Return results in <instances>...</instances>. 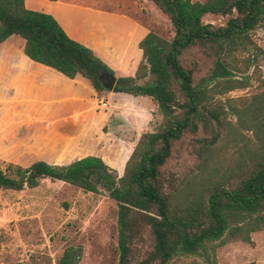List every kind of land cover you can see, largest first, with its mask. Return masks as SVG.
Here are the masks:
<instances>
[{"label": "trees", "instance_id": "trees-1", "mask_svg": "<svg viewBox=\"0 0 264 264\" xmlns=\"http://www.w3.org/2000/svg\"><path fill=\"white\" fill-rule=\"evenodd\" d=\"M147 1L168 20L172 38L166 41L149 31L138 43L141 61L134 75L115 78L112 93L146 97L160 115L153 132L139 135L122 174L117 176L95 156L62 165L34 161L24 168L0 169V190L33 189L49 180L83 193L103 191L116 205L114 264H174L206 247L215 263L217 247L252 246L250 234L264 232V78L255 93L225 98L218 107L207 108L214 95L246 87L248 78L234 79L231 72L240 73L249 64L238 56L263 20L264 0ZM205 15L225 18L224 24H204ZM11 35L23 40L28 59L69 79L79 75L97 95L104 91L99 77L113 76L51 16L25 9L23 0H0V43ZM190 50L211 58L207 79L195 82L181 65V56ZM210 121L218 132L195 144L194 171L166 185L162 169L172 145L184 133L194 134L197 123L206 127ZM142 227L150 236L151 250L131 263L129 245ZM66 256L56 264H66Z\"/></svg>", "mask_w": 264, "mask_h": 264}, {"label": "rangeland", "instance_id": "rangeland-1", "mask_svg": "<svg viewBox=\"0 0 264 264\" xmlns=\"http://www.w3.org/2000/svg\"><path fill=\"white\" fill-rule=\"evenodd\" d=\"M102 7L121 9L131 3L128 0H92ZM139 6L141 0H133ZM202 2L203 0H191ZM152 18H163L157 27L151 30L157 36L169 41L172 29L168 20L155 7L148 4ZM225 18L205 15L202 23L213 26L224 24ZM246 58L249 64L242 71L231 72V77L248 78L246 87L236 89L223 96L214 95L208 103V109L218 107L225 98H236L260 90L259 82L264 78V16L262 22L249 33L247 50L238 56ZM181 65L189 69L196 82L207 79L212 67L210 57L198 50H190L180 58ZM134 110L137 107L132 105ZM124 112L118 113L106 124L100 125L94 132L95 143L88 139L84 144L81 137L58 139L57 146H39L37 140L27 136L26 132H11L8 141L0 140V169L6 172L8 165L27 167L34 161L62 165L81 155L100 151L107 159H118L125 155L126 147H117L118 139L128 137L120 130ZM160 121L156 108L145 132H153ZM208 126L196 125L194 134L184 133L172 145L171 155L162 169L163 182L175 184L184 176L194 171L197 164L195 144L208 141L218 132L214 123ZM64 133V132H62ZM116 137V138H115ZM133 138V137H132ZM123 144V143H122ZM116 205L103 191L99 194L82 191L61 182L40 181L33 189L20 191L0 190V264H56L64 253L66 264H114L116 250ZM140 224V223H139ZM142 226V225H141ZM146 229V228H145ZM138 229L137 235L129 245L131 263L144 259L151 250L148 232ZM252 246L243 243H228L214 250L215 263H211V253L206 247L196 255L179 257L174 264H264V232L250 235Z\"/></svg>", "mask_w": 264, "mask_h": 264}, {"label": "crops", "instance_id": "crops-1", "mask_svg": "<svg viewBox=\"0 0 264 264\" xmlns=\"http://www.w3.org/2000/svg\"><path fill=\"white\" fill-rule=\"evenodd\" d=\"M128 1L133 14L127 8H106L92 0H23V7L51 16L69 39L88 48L115 79L134 75L141 61L139 41L163 19L149 15L151 2L141 0L137 6L133 0ZM154 109L146 97L105 90L97 95L79 75L69 79L28 59L23 54V40L17 36L11 35L0 43V140L8 141L11 132L22 130L44 147L57 146L59 138L82 135V144L88 139L94 144L92 138L99 126L116 112H124L127 116L119 127L128 137L118 139L116 144L126 147L123 157L107 159L98 151L75 158L98 157L120 176Z\"/></svg>", "mask_w": 264, "mask_h": 264}, {"label": "water", "instance_id": "water-1", "mask_svg": "<svg viewBox=\"0 0 264 264\" xmlns=\"http://www.w3.org/2000/svg\"><path fill=\"white\" fill-rule=\"evenodd\" d=\"M101 86L103 88V90L107 91V92H112V88L114 86L115 83V79L113 78V76H109V75H101L99 77Z\"/></svg>", "mask_w": 264, "mask_h": 264}, {"label": "built area", "instance_id": "built-area-1", "mask_svg": "<svg viewBox=\"0 0 264 264\" xmlns=\"http://www.w3.org/2000/svg\"><path fill=\"white\" fill-rule=\"evenodd\" d=\"M102 106H104V104L102 103Z\"/></svg>", "mask_w": 264, "mask_h": 264}]
</instances>
